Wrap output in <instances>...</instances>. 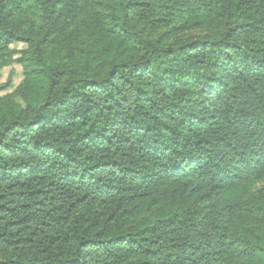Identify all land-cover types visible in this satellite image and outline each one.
<instances>
[{
    "label": "trees",
    "instance_id": "16d2710c",
    "mask_svg": "<svg viewBox=\"0 0 264 264\" xmlns=\"http://www.w3.org/2000/svg\"><path fill=\"white\" fill-rule=\"evenodd\" d=\"M20 3L0 0V67L14 43L33 53L24 106L0 98V264H264L247 195L264 178V0H110L81 49L62 33L81 12L45 40Z\"/></svg>",
    "mask_w": 264,
    "mask_h": 264
},
{
    "label": "rangeland",
    "instance_id": "374dc122",
    "mask_svg": "<svg viewBox=\"0 0 264 264\" xmlns=\"http://www.w3.org/2000/svg\"><path fill=\"white\" fill-rule=\"evenodd\" d=\"M19 1L21 3L19 9L14 12L15 18L21 23L24 31L44 36L46 37L45 40H51L53 37L61 39V19H66L71 13L72 15H78L81 12L77 24L73 25L66 32H62L64 35L69 36L76 49H81L83 46L90 44V34L93 31V25L98 20L107 22L108 20L106 18L110 14V0H50L55 5L52 17L34 0ZM178 25L176 24L174 27L177 28L179 27ZM229 26H231L230 23H226L219 28L199 26L179 32L176 35L161 30L156 32L154 37H165L167 38L168 44H172L178 40L204 37L213 38L217 33L224 31ZM9 49L12 51L11 61L10 59L7 60L10 65L0 67V85L7 84V87L0 91V98L8 96L16 103L24 106L21 98L22 90H20V85L25 79L24 68L17 60L21 57L24 58V56L29 58L33 57V53L29 51L28 44L25 42L14 43ZM247 195L248 199L255 200V206L264 209V178L260 179ZM260 227L264 229V224ZM242 244L240 246V252L243 256L245 246ZM246 260L245 256H243L241 262L244 263Z\"/></svg>",
    "mask_w": 264,
    "mask_h": 264
}]
</instances>
